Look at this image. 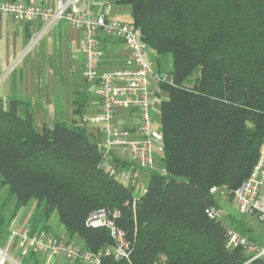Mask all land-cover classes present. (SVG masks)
Instances as JSON below:
<instances>
[{"label":"trees","instance_id":"16d2710c","mask_svg":"<svg viewBox=\"0 0 264 264\" xmlns=\"http://www.w3.org/2000/svg\"><path fill=\"white\" fill-rule=\"evenodd\" d=\"M122 3L131 6L140 38L173 57V82L162 85L169 96L161 101L166 173L152 172L137 197L103 167L97 143L62 122L37 129L11 99L0 106V192L7 188L0 232L35 200L31 233L49 231L58 212L70 237L102 253V264H245L244 248L228 246L229 224L208 211L218 207L211 187L238 188L264 140V0ZM114 209L133 244L128 258L106 253L114 245L110 230L88 224L92 212Z\"/></svg>","mask_w":264,"mask_h":264},{"label":"built area","instance_id":"2783aa9c","mask_svg":"<svg viewBox=\"0 0 264 264\" xmlns=\"http://www.w3.org/2000/svg\"><path fill=\"white\" fill-rule=\"evenodd\" d=\"M94 0H55L51 5H36L26 1L0 0V13L31 22L43 21L40 30L31 36L27 52L39 44L43 35L57 22L65 21L83 33L81 52L84 56L83 78L93 86L101 106L100 112L91 122L102 126L103 137L98 147L103 154V167L116 179L135 190L139 187L140 169L166 170L160 165L164 154L165 140L160 128L154 125L152 107L156 99L162 98V85L172 83L170 72H163L149 60L147 42L143 41L133 22L107 19L105 13L94 10ZM104 29L119 37L127 54L122 67L98 71V62L103 52L99 46L98 32ZM167 99V98H166ZM163 98V100H166ZM118 109L132 110L138 116L135 127L129 128L113 123ZM124 159V165L117 159ZM142 189H146L141 185ZM144 186V187H143ZM144 189V191H145ZM210 193L215 197L232 199L243 213L254 215L264 227V140L256 165L250 176L236 189L213 186ZM211 217L222 218L218 209H210ZM118 209L92 212L88 224L106 226L114 245L106 253L117 259L128 258L133 249L132 242L115 220ZM10 239H16L19 258L12 254V243L0 246V264H24L23 260L34 253H44L52 258L63 257L81 264H102V253L88 250L73 240L62 239L49 231L31 233L30 228H14ZM229 247H243L249 256L245 264L264 257V242L259 243L229 227Z\"/></svg>","mask_w":264,"mask_h":264},{"label":"crops","instance_id":"0c3cea01","mask_svg":"<svg viewBox=\"0 0 264 264\" xmlns=\"http://www.w3.org/2000/svg\"><path fill=\"white\" fill-rule=\"evenodd\" d=\"M23 1L36 5H51L55 2V0ZM123 1L94 0L93 7L96 12L105 13L109 20L132 22L131 6L122 3ZM42 26L43 21L40 19L26 22L10 14L0 13V106L7 108L9 100H19L21 101L19 114L24 116L30 112L37 129L41 130L44 126L52 128L55 123L62 122L98 143L103 137L102 126L91 122L90 119L100 112L101 106L93 86L83 78L84 56L81 52L83 33L65 21H59L43 35L37 46L27 52L31 36ZM98 39L103 52L98 62L99 73L122 67L127 58L122 40L104 29L98 32ZM148 60L155 66L149 56ZM156 67L162 71L159 64ZM166 94L168 98L169 95ZM156 109L161 112V102L158 99L154 101L152 107L153 119ZM113 123L132 128L137 125L138 116L132 110L118 109ZM123 160L118 158L116 161L124 165ZM152 172L155 171H148L149 175L146 178L147 171L140 169L138 171L140 184L147 186ZM6 193L7 188L4 187L0 197H5ZM139 195L142 196L143 193ZM15 202L16 198H12L8 206L12 209ZM36 212V202L31 200L3 227L0 232V246L2 244L6 246L11 242L13 253L16 239H10L11 231L23 227L31 229ZM50 221L49 232L60 237L52 231ZM241 226L244 233H248L254 240L256 239L255 241L264 242V233L261 232V239H258L260 237L255 235L253 227L248 224L247 227ZM65 234L66 237L60 238L73 240L83 246L82 239L77 236L70 237L68 231ZM45 257L47 258V255L44 253H34L26 258V264H41ZM59 261L75 264L63 257H57L56 263Z\"/></svg>","mask_w":264,"mask_h":264},{"label":"rangeland","instance_id":"374dc122","mask_svg":"<svg viewBox=\"0 0 264 264\" xmlns=\"http://www.w3.org/2000/svg\"><path fill=\"white\" fill-rule=\"evenodd\" d=\"M148 53H149V55H148L149 59L154 61L155 67L158 66V64H159L162 71H164V72H168V71L172 70L173 57H172L171 53L158 55L152 49H150ZM166 93L167 92L163 93L162 98L158 99L159 102H161L163 100V98H165V99L167 98ZM164 94H166V95H164ZM160 119H161V112H160V110L156 109L154 112V125L156 127L160 126ZM158 168H159V166L156 167V169L154 171L159 173L160 170ZM144 170L147 171L146 178H148V175H149L148 171H150V170L149 169H144ZM141 185L142 184H140L139 187L135 190V195L137 197L140 196L139 195L140 193H144L145 188L142 189ZM145 187H146V185H145ZM3 198H4V196L0 197V208H1V203H2ZM215 199L217 201V204H219L217 209L220 211L223 219L225 220V222L227 224H229L231 229L236 230L237 232L244 234L250 238L251 236L248 233H244L245 231L242 229V226H241V225H244V227H247V224H248L249 226L254 228L255 235L260 237L258 239H261V234L264 233V229H263L264 227H262V224L259 222V220L257 219L256 216L241 212L239 210L237 204L234 201H232V199L221 198L219 196H215ZM12 209L9 206L6 208L5 217L7 219L10 217V212L12 211ZM21 210H23V208ZM50 225H51L52 231L54 233H56L57 235H59L60 237L64 238L67 236L65 234V232H67V230H66L65 226L62 224V222L60 221L58 212H55L52 215ZM258 241L263 242L262 240H258ZM1 246H4V244H2ZM12 254L15 258H19L17 247L15 248V250ZM67 261H69V260H67ZM41 264H66V263H64L62 261H59L56 263V258H52V257H49L47 255V258L46 257L43 258Z\"/></svg>","mask_w":264,"mask_h":264},{"label":"water","instance_id":"95a60500","mask_svg":"<svg viewBox=\"0 0 264 264\" xmlns=\"http://www.w3.org/2000/svg\"><path fill=\"white\" fill-rule=\"evenodd\" d=\"M100 30H102V29H100Z\"/></svg>","mask_w":264,"mask_h":264}]
</instances>
